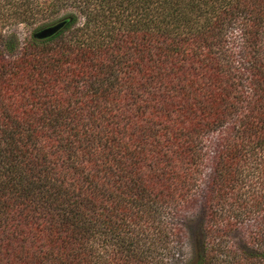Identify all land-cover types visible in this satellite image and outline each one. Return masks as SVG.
<instances>
[{
  "label": "trees",
  "instance_id": "1",
  "mask_svg": "<svg viewBox=\"0 0 264 264\" xmlns=\"http://www.w3.org/2000/svg\"><path fill=\"white\" fill-rule=\"evenodd\" d=\"M189 250L264 264V0H0V264Z\"/></svg>",
  "mask_w": 264,
  "mask_h": 264
},
{
  "label": "rangeland",
  "instance_id": "2",
  "mask_svg": "<svg viewBox=\"0 0 264 264\" xmlns=\"http://www.w3.org/2000/svg\"><path fill=\"white\" fill-rule=\"evenodd\" d=\"M64 15H65V13H63V15L60 18H63ZM15 31L17 33L19 43L21 44V47H22L26 42L30 41L31 35L33 32V28H26V27L21 26V27L17 28ZM217 139H218V136H214L211 138L210 141L215 143V142H217ZM185 250H187V249H185ZM186 252H187V257L185 258V256H184V261L182 264H188L191 262V261H189L191 258L190 250L186 251Z\"/></svg>",
  "mask_w": 264,
  "mask_h": 264
},
{
  "label": "water",
  "instance_id": "3",
  "mask_svg": "<svg viewBox=\"0 0 264 264\" xmlns=\"http://www.w3.org/2000/svg\"><path fill=\"white\" fill-rule=\"evenodd\" d=\"M64 26H65V22H60L56 25L46 27L44 29L39 30L34 35V37L38 40L48 39V38L56 35Z\"/></svg>",
  "mask_w": 264,
  "mask_h": 264
}]
</instances>
